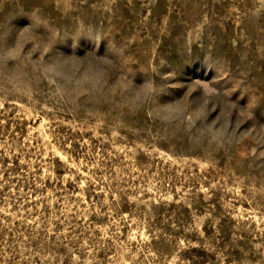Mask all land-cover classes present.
<instances>
[{
  "label": "rangeland",
  "instance_id": "374dc122",
  "mask_svg": "<svg viewBox=\"0 0 264 264\" xmlns=\"http://www.w3.org/2000/svg\"><path fill=\"white\" fill-rule=\"evenodd\" d=\"M0 264H264V0H0Z\"/></svg>",
  "mask_w": 264,
  "mask_h": 264
}]
</instances>
